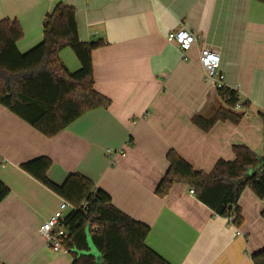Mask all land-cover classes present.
I'll use <instances>...</instances> for the list:
<instances>
[{"label":"crops","instance_id":"obj_1","mask_svg":"<svg viewBox=\"0 0 264 264\" xmlns=\"http://www.w3.org/2000/svg\"><path fill=\"white\" fill-rule=\"evenodd\" d=\"M61 3L75 8L81 41H105L92 53L95 89L111 104L85 113L53 137L0 104V180L10 189L0 203V260L73 262L68 251L48 247L39 231L63 198L21 167L49 157L53 182L62 184L76 172L91 179L116 207L150 227L147 245L171 264H256L252 255L264 249V199L250 188L239 199L240 226L216 215L185 183L174 184L165 197L156 189L172 150L206 173L220 159L234 160L236 144L264 156V3L0 0V21L17 19L24 31L17 43L21 53L43 41L45 17ZM179 27L198 39L186 58L168 41ZM202 48L220 54L225 86L249 102L247 109L234 110L243 114L238 123L220 120L209 131L193 117L208 119L224 104L204 81ZM60 57L70 71L80 69L72 49ZM90 251L101 256L92 243Z\"/></svg>","mask_w":264,"mask_h":264},{"label":"trees","instance_id":"obj_2","mask_svg":"<svg viewBox=\"0 0 264 264\" xmlns=\"http://www.w3.org/2000/svg\"><path fill=\"white\" fill-rule=\"evenodd\" d=\"M43 27V41L21 53L17 46L24 36L20 23L9 18L0 21V104L53 137L85 113L110 106L111 100L95 89L92 53L105 41L80 40L75 8L58 4L45 17ZM66 48L80 61L79 70L70 71L61 60ZM216 90L224 106L208 119L198 114L193 117L206 131L220 120L238 123L243 114L234 110L239 104L242 111L249 107L248 101H240L238 91L228 87ZM233 151L234 160L220 159L209 173L196 170L170 151V167L156 194L165 197L174 184L185 183L216 215L227 218L235 212L234 225L240 226L243 219L238 203L243 191L250 188L264 199V156L245 144L234 145ZM52 164L49 157H38L21 167L74 206L65 217L68 232L62 245L72 255V264H171L147 245V224L116 207L110 194L81 173L70 174L62 184L53 182L48 177ZM9 193L0 180V203ZM89 239L101 256L91 253ZM252 259L264 264V249Z\"/></svg>","mask_w":264,"mask_h":264},{"label":"built area","instance_id":"obj_3","mask_svg":"<svg viewBox=\"0 0 264 264\" xmlns=\"http://www.w3.org/2000/svg\"><path fill=\"white\" fill-rule=\"evenodd\" d=\"M197 37L187 28L179 27L171 31L168 35V41L170 43H176L183 58L187 57V53L197 43ZM200 62L203 70V77L206 83H212V85L218 88H224L225 83L224 74L220 71L221 57L220 54L206 48H202L200 51ZM239 109L243 108L242 105L237 106ZM108 154L114 152L113 149H107ZM119 152L125 156L122 150ZM191 194H196L195 189H190ZM74 209V206L67 200L62 199L60 207L57 211L51 214L41 225L39 231L41 237L44 239L48 247L55 251H66L62 248L63 240L67 235L68 227L65 223L66 215ZM228 222L234 225L236 219V213L227 217ZM240 234L239 230H237ZM0 264H6L0 260Z\"/></svg>","mask_w":264,"mask_h":264},{"label":"rangeland","instance_id":"obj_4","mask_svg":"<svg viewBox=\"0 0 264 264\" xmlns=\"http://www.w3.org/2000/svg\"><path fill=\"white\" fill-rule=\"evenodd\" d=\"M90 243H91V240H90Z\"/></svg>","mask_w":264,"mask_h":264}]
</instances>
